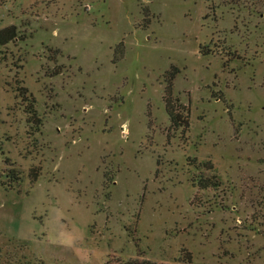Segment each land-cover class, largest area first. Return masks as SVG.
<instances>
[{
	"label": "rangeland",
	"instance_id": "obj_1",
	"mask_svg": "<svg viewBox=\"0 0 264 264\" xmlns=\"http://www.w3.org/2000/svg\"><path fill=\"white\" fill-rule=\"evenodd\" d=\"M9 27L0 264H264V0H0Z\"/></svg>",
	"mask_w": 264,
	"mask_h": 264
},
{
	"label": "trees",
	"instance_id": "obj_2",
	"mask_svg": "<svg viewBox=\"0 0 264 264\" xmlns=\"http://www.w3.org/2000/svg\"><path fill=\"white\" fill-rule=\"evenodd\" d=\"M16 38V32L14 27H9L0 30V46H4ZM178 73L177 69L172 68L171 74L166 79V87L164 90L163 101L165 105V111L170 121V126L173 130H187L189 128V113L188 110L182 106L177 98L173 97L172 82L175 75ZM210 169V168H209ZM208 169V170H209ZM36 176H34L35 178ZM218 181L216 177L207 178L198 182V188L205 190L208 188H216ZM190 262V258H188ZM127 264H157L149 261H131Z\"/></svg>",
	"mask_w": 264,
	"mask_h": 264
}]
</instances>
